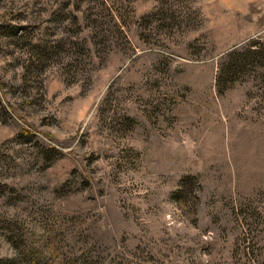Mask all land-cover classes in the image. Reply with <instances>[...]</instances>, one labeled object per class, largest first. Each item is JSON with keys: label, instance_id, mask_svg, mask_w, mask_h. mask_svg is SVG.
<instances>
[{"label": "rangeland", "instance_id": "obj_1", "mask_svg": "<svg viewBox=\"0 0 264 264\" xmlns=\"http://www.w3.org/2000/svg\"><path fill=\"white\" fill-rule=\"evenodd\" d=\"M254 38L264 0H0V264H264V81L216 90Z\"/></svg>", "mask_w": 264, "mask_h": 264}, {"label": "trees", "instance_id": "obj_2", "mask_svg": "<svg viewBox=\"0 0 264 264\" xmlns=\"http://www.w3.org/2000/svg\"><path fill=\"white\" fill-rule=\"evenodd\" d=\"M58 45L47 46L53 49ZM47 46L43 49L47 50ZM88 50L86 46L81 47L82 52ZM257 75L264 81V40L260 38L249 40L243 47L236 48L225 56L216 77L217 94L222 95L236 83Z\"/></svg>", "mask_w": 264, "mask_h": 264}]
</instances>
